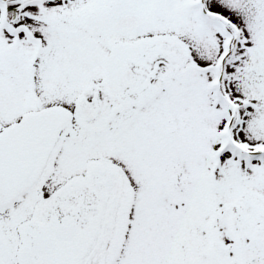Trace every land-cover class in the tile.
Instances as JSON below:
<instances>
[{
    "label": "snow or ice",
    "instance_id": "obj_1",
    "mask_svg": "<svg viewBox=\"0 0 264 264\" xmlns=\"http://www.w3.org/2000/svg\"><path fill=\"white\" fill-rule=\"evenodd\" d=\"M0 264H264V0H0Z\"/></svg>",
    "mask_w": 264,
    "mask_h": 264
}]
</instances>
